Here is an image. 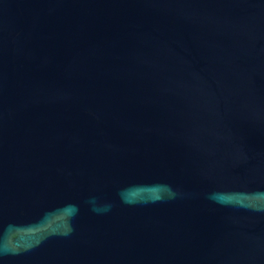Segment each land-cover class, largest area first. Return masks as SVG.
I'll return each mask as SVG.
<instances>
[{
	"label": "water",
	"instance_id": "obj_1",
	"mask_svg": "<svg viewBox=\"0 0 264 264\" xmlns=\"http://www.w3.org/2000/svg\"><path fill=\"white\" fill-rule=\"evenodd\" d=\"M0 264H264V0H0Z\"/></svg>",
	"mask_w": 264,
	"mask_h": 264
}]
</instances>
